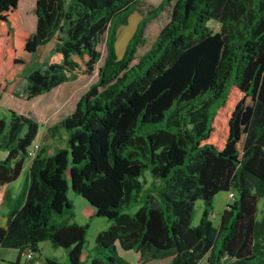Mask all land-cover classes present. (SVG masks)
I'll return each instance as SVG.
<instances>
[{"label":"trees","instance_id":"trees-1","mask_svg":"<svg viewBox=\"0 0 264 264\" xmlns=\"http://www.w3.org/2000/svg\"><path fill=\"white\" fill-rule=\"evenodd\" d=\"M21 1L0 0V100L49 43L19 99L98 80L51 129L66 139L50 156H31L42 127L34 115L0 119V206L31 159L0 247L37 253L48 241L82 264L89 225L58 221L72 191L109 223L91 264H134L119 248L139 253L138 264H264V0H36L32 33L18 27ZM135 12L142 20L120 58L119 29ZM147 172L157 196L131 214ZM220 192L235 197L216 227Z\"/></svg>","mask_w":264,"mask_h":264},{"label":"rangeland","instance_id":"rangeland-1","mask_svg":"<svg viewBox=\"0 0 264 264\" xmlns=\"http://www.w3.org/2000/svg\"><path fill=\"white\" fill-rule=\"evenodd\" d=\"M150 1V0H149ZM151 2V1H150ZM36 5V0H22L20 5L21 11V19L18 25L19 29L32 33L36 27V18L34 15V9ZM136 13V12H135ZM138 14V13H136ZM136 15H131L129 17L128 23L119 29L116 51L120 58L123 57L126 47L129 43L130 33L134 26L137 27ZM131 18V19H130ZM216 28V26H214ZM136 29V28H135ZM133 35V34H132ZM52 51V44L49 43L46 46H43L39 49L38 53L35 55L32 64H30L24 74L17 78L15 82L8 86L6 94H4L3 98L0 100V119L9 118V112L11 110H15L21 114H32L37 120L42 122V125L45 127H50L55 125L56 123L63 120V118L67 117L71 114L82 97L89 87L96 83L98 80V73H94L92 76H83L74 82H68L55 90L51 91L48 94L42 95L31 102H25L19 99L16 94L21 91L26 85L25 76L30 74L31 72L43 68L44 62L49 57ZM5 115V116H4ZM41 144V143H40ZM59 144H64V139H59ZM52 145V144H51ZM1 155V154H0ZM2 160L0 156V161ZM146 181L144 183L143 191L140 193L138 197V201L133 204L127 211L131 214H134L141 204L142 200H144V196L152 193L157 196L159 185L161 184L159 180H154L149 172L145 174V179L142 181ZM153 181L155 183H153ZM159 199V196L157 197ZM234 200L230 198V194L226 192H220L215 200L213 211L210 216L212 222L216 227H219L222 220V215L227 208L228 204L233 203ZM259 215L262 214L264 210V198H260L259 203ZM83 205L76 207V212L78 214H82ZM204 211V203L202 200H198L194 205V212L192 217V225L196 226L199 224ZM91 228L88 230L87 240H86V249L85 253H87L90 249L94 250L96 237L98 232L104 230L107 227L106 219L97 218L93 220L91 223ZM61 250V249H60ZM62 251V250H61ZM120 253L129 261H134L140 257V254L130 251L124 252L120 250ZM151 262V261H150ZM149 262V264H150ZM171 259H159L156 260L152 264H170ZM91 264V260L87 263ZM198 264H208L207 257L202 259Z\"/></svg>","mask_w":264,"mask_h":264},{"label":"crops","instance_id":"crops-1","mask_svg":"<svg viewBox=\"0 0 264 264\" xmlns=\"http://www.w3.org/2000/svg\"><path fill=\"white\" fill-rule=\"evenodd\" d=\"M134 14L136 15V17H135L136 22L135 23L137 24V27L134 26V28L132 29V32L130 33V37L131 36L133 37L134 33L136 32V30L138 28L139 23L142 20V17L139 14L133 13L132 16ZM38 121L42 125V122L40 120H38ZM61 121L56 123L53 126H50V127H45L43 125L41 127L40 135H39L36 142L41 143V149H46L45 156L52 155L54 153L55 149H57L58 147H65V142L63 145L59 144V139H64V140L66 139L65 134L63 132H60L59 135L54 136V135H52V132H51V129L53 127H55L56 125H58L59 123H61ZM0 154H1L0 156L2 158L1 161L5 160L7 158V152L0 150ZM30 167H31V159L26 160L20 177L17 180H15L14 182L10 183L7 187V193H6L5 199L2 203V205L0 206V227H2V228H6L8 225L9 214L12 211V208H13L17 198L22 193V191L25 187L27 177L29 175ZM69 199L72 202V209L67 210L60 217V219L58 221L60 223H69V224H71V223H77L80 225L88 224L89 229H90L91 228L90 223L93 220L99 218L96 216V212H95L94 208H92V206H90V204L86 200L79 197L78 195H76L72 191L69 194ZM80 205H83V210H82L81 215L76 212V207H78ZM106 222H107V227L104 228V230L98 232V234L108 229L109 223L107 220H106ZM85 249H86V247L84 248L83 255H82V264H87L91 260V258L93 257V254H94V250L90 249L87 253H85ZM120 250L121 249L119 248V252H120ZM124 252H126V251H124ZM128 252H130V251H128ZM26 254H27V251L15 249V248L0 247V264H15L16 262H19L20 264H46L47 259H51V258L56 259L61 264H70L68 251L64 248L55 247L52 243H50L48 241L42 242L39 245V251L37 253H35L34 258L32 260H29L26 256ZM155 261L156 260H152L150 262V264L154 263ZM129 262L134 263V264L141 263L142 262L141 255L138 259H136L134 261H129ZM147 264H149V263H147Z\"/></svg>","mask_w":264,"mask_h":264},{"label":"built area","instance_id":"built-area-1","mask_svg":"<svg viewBox=\"0 0 264 264\" xmlns=\"http://www.w3.org/2000/svg\"><path fill=\"white\" fill-rule=\"evenodd\" d=\"M40 149H41V144L39 142H35L31 150V156L34 157L37 154V152L40 151ZM234 197H235L234 194L231 193L230 198L234 199ZM34 255L35 253L32 251H28L26 254L29 260H32L34 258Z\"/></svg>","mask_w":264,"mask_h":264}]
</instances>
